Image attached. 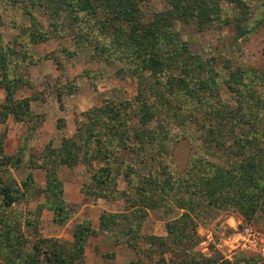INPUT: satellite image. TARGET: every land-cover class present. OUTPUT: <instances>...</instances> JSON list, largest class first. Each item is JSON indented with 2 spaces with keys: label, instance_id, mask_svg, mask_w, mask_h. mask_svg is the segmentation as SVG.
<instances>
[{
  "label": "rangeland",
  "instance_id": "rangeland-1",
  "mask_svg": "<svg viewBox=\"0 0 264 264\" xmlns=\"http://www.w3.org/2000/svg\"><path fill=\"white\" fill-rule=\"evenodd\" d=\"M92 1L93 6L86 12L74 8L78 7L76 5H71L66 12L50 0H0V46L11 54L9 63L5 61L6 64L0 67V80L13 76L17 69L19 83H22L12 92L0 89V133L5 137V154L17 155L18 158L24 156V163H38L46 148L61 149L66 138L74 140L73 147L80 148L78 153L83 157L87 155L85 158L100 153L99 159L91 165L79 163L59 167L64 206L71 214L67 231L59 230L61 225L55 223L53 212V219H50L47 217L50 215L48 209L40 208L46 200L43 193L47 183L45 169L23 167L12 170L19 184L30 173L35 184L30 189V198L15 201L11 209L3 207L0 196V214L4 211L15 223L22 219L28 240L24 245L25 252L30 251L35 241L51 238L55 241L52 244L55 250L64 252L67 248L70 256L74 242L71 235L73 227L89 220L88 210L83 206L98 204V199L93 196L83 193L80 199L76 192L82 193V186L90 183L95 169L108 160L123 168L124 165L131 166L134 171L147 175L153 155L162 154V145L156 140L159 138L157 133L154 139L140 138L139 133L142 129L153 131L160 125L167 126L168 133L179 142L174 144L172 155L164 158L165 163L170 160L172 170L184 175L185 181L177 178L174 191L158 194L155 198L158 205L152 208L140 206L136 208L139 209L136 214L132 209L128 215L141 223L138 234L133 235L135 239L137 235L138 246L131 247L127 254L123 252L120 261H126L124 264H264L259 245L249 235L253 232L264 235V191L261 188L264 178L260 182L255 178L261 186L247 188L249 194L246 196L236 189L231 202L224 199L221 204L197 206L194 210L199 217L180 208L184 200L193 197L190 192L196 191L195 180L187 178L188 174H198L196 170H200V164L193 166L195 159H209L217 170L219 165L232 160L223 151L202 149L200 145V137L210 125L206 112L213 106V102H210L211 106L201 103L202 98L218 95L213 101L220 99L235 109L238 104L229 86L230 69L235 67L249 78L245 81L264 96V83H260L264 81V0H247L249 16L237 25L233 24L234 21L224 23L232 15L239 14L235 4L224 1L220 4L222 22L203 30L195 22L170 16L171 26L162 22L156 25L152 23L154 14L160 15L168 10L167 0H139L138 31L124 21L113 25L115 19L110 1ZM62 2L69 5L67 0ZM238 26L249 30L241 37ZM31 28L35 30L29 34L48 39L38 44L27 42L25 32ZM180 43L187 44L190 53L200 57L204 67L207 66L199 72L194 63L189 69L195 74L189 77L188 85L196 87L198 77L206 81L212 71L217 86L214 96L201 89L199 98L189 96L183 97L185 102L178 100L180 96L175 92L180 91L183 85L180 80L186 78L181 65L184 67L190 61L186 56H173ZM152 52H157V58L162 60V71L149 69L147 59ZM10 93L19 117L4 113L3 107ZM25 100H29V109L24 104ZM104 107H112L119 116L114 113L99 118L97 110ZM109 122L118 124L120 134L117 137L108 134ZM100 132L104 135L101 140L104 138L109 145L106 150L115 159L106 158L105 149L99 143ZM192 132L200 142L191 139ZM166 144L169 148V143ZM233 163L235 170L227 167L236 175L233 181L246 184L237 170L242 163L241 157L236 156ZM40 171L44 174L41 175ZM2 176L9 178L6 170ZM164 177L157 175L160 185L165 183ZM117 180L118 189L127 190L126 176L118 174ZM170 185L168 183V187ZM110 202L118 210L130 208L124 197ZM184 223L188 225L185 231L182 230ZM68 233L69 238L65 236ZM58 234L63 236L58 238ZM150 237H163L165 240L150 246ZM49 246L45 243L41 248L49 249ZM130 257L135 260L128 261Z\"/></svg>",
  "mask_w": 264,
  "mask_h": 264
},
{
  "label": "trees",
  "instance_id": "trees-1",
  "mask_svg": "<svg viewBox=\"0 0 264 264\" xmlns=\"http://www.w3.org/2000/svg\"><path fill=\"white\" fill-rule=\"evenodd\" d=\"M31 1L34 2L35 0ZM50 1L56 3L59 8L64 9L66 12H68L71 5L78 6L74 8L84 12L91 9L93 6L92 0H67L69 5L62 2L66 0ZM106 1H110L112 16L115 19V21L112 22L113 25H118L121 21H124L128 24L130 23L133 29L138 31L137 27H139V25L136 20L137 18L140 19L139 0ZM147 1L149 2V0ZM224 1L235 4L239 13L232 15V18L226 19L224 23L234 21L233 24L236 23L235 25H237V23L245 22L247 20L249 16L247 0H167V4L170 7L166 12H163L160 15L159 13H155L152 23L158 25V23L162 22L163 25L168 24L167 26H171L170 19L172 18L170 17H173L174 19L182 21L195 22L200 29H207L216 23L222 22L220 4ZM165 15H167V17ZM134 17H136V19H134ZM133 20L135 21L133 22ZM237 29L241 37L249 30L244 26H238ZM33 30L35 29L31 28V30L25 32L28 35L27 42L30 41L33 44H38L48 39L46 37L36 36L34 33L32 35L29 34L30 31ZM174 37H176V35ZM142 42H145V37ZM178 47L177 50L173 52V56L182 58L186 56L190 59L188 64H184V67L181 65L186 78L180 80L183 85L180 87V91L176 90L175 92V94H178V97L180 96L178 100L180 102H185L186 98L189 96H196L199 98L198 91L201 89H206L212 96H214L216 94L217 86L216 77H214L212 71H210L211 76L208 80L201 81V78L198 77V75L197 77L199 78V81L195 84L197 86L191 88L188 85L190 84L191 76L195 74V72L189 68L195 63L194 67L199 69L200 72L207 66L204 67L200 57L190 53L187 44L180 43L178 44ZM0 55V60L3 59L0 61V67H2L6 64L5 61L7 62L8 60H11V54L5 51L4 47L0 46ZM157 56V52H152L147 59L149 69L154 72L163 70V62L158 59ZM7 63H9V61ZM10 66V68L14 69L13 65ZM230 72L231 80L229 81V86L235 93L234 98L238 104L235 109L222 102L220 99H215V101H213L218 95H215L212 98H209L208 96L206 99L202 98V102L200 101L203 104H209L208 106H211L210 102H213L210 111L206 112V116L210 122L209 128H207L204 131L205 133H202V137H200V145H202V149L207 148L215 152L223 151L224 153H227L232 160H228V162L226 161L227 163L225 165H219L217 170L212 166L211 162L208 161L209 159H195L193 166H198L200 164V170H196L198 174H188L187 178L189 177L190 180H195L194 186L196 187V191L190 192L193 197L184 200L181 203L180 206L182 207L180 208L189 211L197 217H199V213L194 210L197 206L202 205L208 207L216 205L218 202L221 204L224 199H230L228 202H231L235 196L233 192H235L236 189L246 196L247 193L249 194V191L246 190L247 188L250 190L252 185H255L256 188L261 186L260 183L257 184L255 178H259V182L264 178V145H262V143H264V96H262L260 92H257L252 84L245 81V79L249 80V78L244 77L243 72L240 69L236 67L231 68ZM14 73L13 76H5L0 80V89L4 88L7 92H10L13 89H17L20 84H22L19 83L17 69ZM260 83H264V81H260ZM11 94L12 93L8 95L3 107V110L5 111L4 113H13L19 117V110L16 109L17 107L16 104L13 103L14 100ZM24 104L27 109H29V100H25ZM97 111L99 112V118H106L110 115L112 116L114 113L116 114V117L119 116L118 112L116 113L117 110L112 109V107L100 108ZM193 119L194 118H192V121ZM107 125L108 134L112 133V137L120 134L117 129L118 124L109 122ZM166 128L167 126L163 127L160 125L159 127L154 128L156 130L142 129L139 133L140 138L143 136V138L149 137L151 139H154V134L157 133L159 138L156 140L162 145L160 146L162 154H158V156L153 155L152 167L147 175H142L139 172L134 171L131 166L124 165L123 168L117 163L108 160L105 165L95 169L91 175L90 183L82 186V193L85 195H91L95 199L103 198L106 200H117L120 197H124L130 205V208H133V211L135 210V214L139 210L136 208H139L140 206L152 208L156 204L158 205L159 203H157L158 201L155 199L158 197V194L163 195L165 191H174L175 189L173 186L178 184L177 178L182 182L185 181L184 175L178 174L176 170H172L170 160L165 163L164 158L172 155L174 144L179 142L176 137L174 138L168 133L167 130L169 129ZM99 134V143L103 150L105 149L106 158L112 160L115 159V156H111V152L106 150V148L109 147L107 141H105L104 138L101 140L104 135L101 132ZM191 139H194V142H200L199 137L195 136L193 132L191 133ZM4 140L5 137L0 133V196L3 199V207L11 209L15 201L27 200L30 198V189L32 188L33 183L35 184L33 174L31 173L24 182L19 184L12 175V169H20L23 167H27L31 170L35 168L45 169L47 183L43 193L46 196V200L40 205V208L52 210L54 212L55 223H58L61 226L67 224L71 214L69 209L64 206L66 202L63 201L64 191L63 185L59 180V167L63 165L72 166L79 163L91 165L94 160L99 159L100 153H95L94 156H91L92 153H90L91 157L85 158L87 155L83 157L82 154L80 155V153H78L80 148L73 147V143H75L74 140L66 138L63 140V146L61 149H55L52 147L46 148L38 163H30V161H25L26 163H24V156L23 158H18L17 155L10 156L5 154L3 150ZM166 143H169V148L166 146ZM230 148L234 151H231ZM236 156L241 157L242 160V163L237 166V170L246 180V184L243 185L233 181V179H235L234 176H236L233 171L236 166L233 163L235 162ZM227 167H230L233 170H227ZM3 168L5 169L3 170ZM5 170L8 172V179H5L2 176ZM159 173L161 176H165V183H163V185H160V182L157 179V175L160 176ZM118 174H124L126 176L129 184L127 190L120 191L118 189ZM263 181L264 180H262L261 188L264 191ZM168 183L171 184V187H168ZM155 189H157V192ZM56 203L58 205H56ZM142 216L144 215H141V217ZM129 218L130 217L126 213L114 214L105 212L101 216L99 231L92 229L89 220L77 225L73 233V251L69 256L68 253L70 251H68L69 249L67 248L64 249V252L55 250L54 246H52L55 241L51 238H44V241L41 239L39 242L35 241V243L32 244L30 251L25 252L24 245L28 243V240L23 231L24 223L22 219H19L16 223L12 222L9 215L3 211L0 214V264H85L84 249L88 237L90 235H95L98 232H111L116 237V242L123 241L130 247L137 248V235L136 239L133 235L138 234V229L140 228L141 223H139V221L131 222ZM187 229L188 225L184 223L182 230L185 231ZM161 239L165 240L163 237H150L148 241H150V246H153ZM45 243L50 245L49 249L44 247L41 248ZM161 243L163 245V241ZM155 247L159 248L158 246ZM49 255H51V257H49ZM136 263L137 262H132L130 264Z\"/></svg>",
  "mask_w": 264,
  "mask_h": 264
},
{
  "label": "crops",
  "instance_id": "crops-1",
  "mask_svg": "<svg viewBox=\"0 0 264 264\" xmlns=\"http://www.w3.org/2000/svg\"><path fill=\"white\" fill-rule=\"evenodd\" d=\"M9 131H11V129ZM9 131H8V134H11V132ZM40 174L43 175L44 173L40 171ZM81 194L83 195V193H80V191L76 192V195L80 199L82 198ZM101 201H104L106 203L100 204L99 202ZM110 201L112 200H106V199L100 198L97 201L98 204H87L83 206L86 211L88 210L89 214L87 215V218L89 219L93 230H96V231L100 230L101 216L105 212L114 213V214L126 213L128 215L133 209V208H129V209L126 208L123 210H118L116 209V205ZM84 209H82V212ZM47 211H48V214H50V215H47V217L50 219H53L52 214L54 212L49 209ZM149 214L151 215V212ZM128 216L130 217L129 220L131 222H135L133 221V218L131 217V215H128ZM70 224L71 223L65 224L66 225L65 228H63V226H60L58 228L59 230L67 231V227ZM74 229L75 228L73 227L72 233H71L73 239H74L73 237ZM62 236L63 234L56 235V237L58 238H61ZM65 236L69 238V233ZM128 246L129 245L126 242H123V241L116 242V237L111 232H98L95 235H90L88 237V240H87V243L84 249L85 264H124L126 261H120V257L122 256L123 252H125L126 254L131 252V247H128ZM130 255L132 254L130 253ZM134 260L135 258L133 257L132 258L130 257L128 259V261L130 262Z\"/></svg>",
  "mask_w": 264,
  "mask_h": 264
},
{
  "label": "built area",
  "instance_id": "built-area-1",
  "mask_svg": "<svg viewBox=\"0 0 264 264\" xmlns=\"http://www.w3.org/2000/svg\"><path fill=\"white\" fill-rule=\"evenodd\" d=\"M251 240L254 241L256 245H259L263 255H264V235L258 232L249 233Z\"/></svg>",
  "mask_w": 264,
  "mask_h": 264
}]
</instances>
